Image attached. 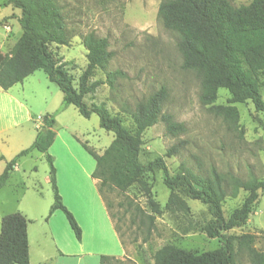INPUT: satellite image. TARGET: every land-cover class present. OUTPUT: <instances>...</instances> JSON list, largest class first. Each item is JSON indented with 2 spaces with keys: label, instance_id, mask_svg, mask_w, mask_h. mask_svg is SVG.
<instances>
[{
  "label": "rangeland",
  "instance_id": "374dc122",
  "mask_svg": "<svg viewBox=\"0 0 264 264\" xmlns=\"http://www.w3.org/2000/svg\"><path fill=\"white\" fill-rule=\"evenodd\" d=\"M161 1L55 0L61 9L71 40L68 45L54 43L51 48L59 63L68 69L74 85L77 86L79 77L87 66V49L83 44V37L94 32L108 39L113 57L106 71L119 69L124 76H118L113 86L107 82L100 84L85 96V101L89 105L104 107L112 115H118L131 130L135 129L133 111L137 103L161 87L166 88L167 96L162 113L171 114L173 120L183 122L186 130L171 134L167 131L166 122L160 118L143 133L140 153L143 163L163 156L173 175L190 169L197 174L210 176L213 169H216L226 178L225 185L229 193L231 186L227 183L231 176L242 180L255 176L264 180V112L257 111L251 100L243 103L231 102L232 95L227 88L218 90L214 104L234 107L231 116L216 112L212 109V104H205L201 100V76L192 69L184 68L183 55L178 48V34L167 29L159 18ZM251 1L232 0L237 6ZM17 15H20L19 9L6 4L5 0H0V33L5 31L1 22L4 19H13L10 21L13 23L11 31L14 26L15 31L11 43L22 32L19 21L15 20ZM0 51L4 52V49L0 47ZM106 71L95 69L91 81H105ZM260 79L263 81L261 93L264 98V74L260 75ZM28 83L27 92L31 94V103L34 106L43 105L36 107V114L57 113L56 129L69 126L68 130L84 149L83 143H87L100 152L111 143L114 133L101 127L96 113L85 117L72 105L60 110L63 92L48 78L44 70H37ZM30 127L37 135L34 121L30 122ZM30 142L28 146L33 143ZM173 147L176 152L167 155V151ZM21 150L17 145L16 149L9 150V154H18ZM21 157L20 171L13 173L9 186L4 190V196L0 198V212L14 210L17 206L16 198H20L22 194L20 206L30 215L43 210V216H50L54 190L51 182L46 180L50 175L47 156L34 150L31 155ZM74 177L78 178L81 191L88 192L87 181L78 173ZM143 180L151 189V197L163 209L162 213L152 210L142 184H135L126 191L110 186L103 188V196L126 250L124 256H116V264H153L155 252L168 243L196 252L223 245L222 237L210 238L202 230L211 218L206 204L180 194L187 202L188 210L173 206L166 209L170 189L164 184L162 171L157 169L147 173ZM21 181L27 186L22 185ZM246 196L244 189H240L236 197L228 195L222 202L224 216L228 218L235 208L241 206ZM58 213L71 232L64 212ZM243 233L255 234V245L259 249L263 247L264 193H260L245 224L223 231L224 235ZM31 234L33 238V228ZM45 242L48 243L45 248L51 251L52 242L49 236H45ZM95 242L110 247L109 250L112 251L117 248V245L113 247L110 244L109 239H98ZM35 246L36 243H33L32 248ZM236 250L237 264H252L247 252L238 248ZM89 259L90 264H99L92 256Z\"/></svg>",
  "mask_w": 264,
  "mask_h": 264
},
{
  "label": "trees",
  "instance_id": "16d2710c",
  "mask_svg": "<svg viewBox=\"0 0 264 264\" xmlns=\"http://www.w3.org/2000/svg\"><path fill=\"white\" fill-rule=\"evenodd\" d=\"M6 4L20 10L18 17L22 34L7 52H0V87L4 90L22 82L34 71L42 69L49 79L63 92L60 110L70 105L78 108L85 117L96 113L101 127L114 133L111 144L98 153L87 143L85 149L96 159L92 173L99 180V190L103 195L105 186L126 191L135 184H142L155 213H162L159 203L151 197V189L144 182V176L161 170L164 184L170 189L166 209H186L189 206L180 194L207 205L210 220L202 230L210 238L222 237L221 247L196 252L168 243L154 254L153 264H237V250H244L252 264H264V241L261 249L255 245L256 235H224L223 231L245 224L264 193V180L252 176L248 180L231 176L229 193L222 173L213 169L210 176L197 174L190 169L170 173L165 158L158 156L143 163L140 160L143 133L161 118L167 124V131L177 134L186 130L183 122L173 120L171 114L162 113L167 96L161 87L145 100L139 101L133 111L135 129L126 127L118 115H112L104 107L89 105L85 96L100 84L107 82L113 86L118 76H124L117 69L106 71L113 51L109 49L106 37L90 32L83 37L87 49V66L74 85L68 69L59 63L52 50V44L68 45L71 36L66 27L61 9L55 0H5ZM158 15L163 25L178 34V48L183 55V66L196 71L201 76V100L212 104L218 113L231 116L234 107L216 105L218 90L227 88L231 92V102L243 103L251 100L257 111L264 112V98L261 93L260 75L264 74V0H252L248 4L235 5L232 0H162ZM106 71V80L91 81L95 69ZM57 113H47L33 143L22 149L6 165L0 175L2 188L21 156L33 150L46 154L50 164L51 184L54 203L50 215L60 209L78 240L82 239V228L74 214L63 203L56 181L53 157L48 153L55 132ZM176 152L173 147L167 155ZM225 178V179H224ZM240 189L247 192L240 207L226 218L222 202L228 196L236 197ZM104 197V196H103ZM264 240V237H263ZM117 257L101 255L99 264H116ZM0 264H30L28 218L22 212H13L2 217L0 233Z\"/></svg>",
  "mask_w": 264,
  "mask_h": 264
},
{
  "label": "crops",
  "instance_id": "0c3cea01",
  "mask_svg": "<svg viewBox=\"0 0 264 264\" xmlns=\"http://www.w3.org/2000/svg\"><path fill=\"white\" fill-rule=\"evenodd\" d=\"M8 15L5 17H8ZM18 17L17 15L15 20L18 21ZM11 20L13 19L8 18L1 22L5 31L0 33V47L4 49V52L9 51L22 34L21 32L16 41L11 43L10 40L15 31V26L13 31H11V25L13 24L10 22ZM36 71L7 90L0 87V175L7 163L16 155L9 154V150L16 149L17 145L19 149H23V147L28 146V143H31L30 141H34L33 137H36V132L31 131L30 122H35L37 130L42 126L45 114H36V107L40 105L34 106L29 98L31 94L27 92L28 80ZM41 96L43 97V95ZM55 120V124H57L56 117ZM68 127L66 125L60 130L54 127L56 136L49 148V153L53 157L56 168V181L63 203L74 214L80 224L82 239L78 240L76 238L71 226V232L68 230L67 223L58 213L62 211L60 209L55 210L50 216H46V214L43 216V210L41 212L37 211L35 215H30L20 206L23 200L21 194L20 198H16L17 206L14 210L11 212H0V233L4 215L18 210L26 215L28 218L30 264H90L89 256H92L99 263L101 255L124 256L126 253L107 202L99 190V180L92 175L96 168V159L80 146L78 140L68 130ZM108 146L97 152L103 153ZM32 152L25 156L31 155ZM20 159L10 173L6 184L0 188V198L4 196V190L9 186L13 173L20 171ZM75 173H78L81 178L87 181L88 192L81 191L80 184L77 181L78 178L74 177ZM46 180L51 182L50 175L47 176ZM21 184L25 187L27 186L24 181H21ZM31 228L35 231L33 238ZM45 236H49L51 239V251L48 250L49 248H45L48 244L45 242ZM98 239H109L111 241L110 244L113 247L117 245V248L113 251L109 250L110 247L104 244L102 246V244L95 242ZM33 243L34 245L36 243L34 248H32ZM96 245L100 246V248Z\"/></svg>",
  "mask_w": 264,
  "mask_h": 264
}]
</instances>
